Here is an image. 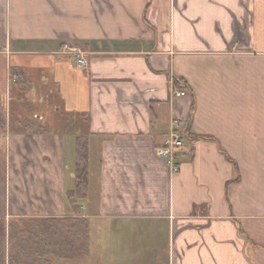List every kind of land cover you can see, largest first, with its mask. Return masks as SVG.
<instances>
[{
	"label": "crops",
	"instance_id": "crops-1",
	"mask_svg": "<svg viewBox=\"0 0 264 264\" xmlns=\"http://www.w3.org/2000/svg\"><path fill=\"white\" fill-rule=\"evenodd\" d=\"M0 80L4 215L159 224L167 264H264V0H0ZM44 87L73 131H25ZM191 116L189 135L214 141L186 140L172 175L155 149ZM82 136L90 192L74 210Z\"/></svg>",
	"mask_w": 264,
	"mask_h": 264
},
{
	"label": "trees",
	"instance_id": "trees-1",
	"mask_svg": "<svg viewBox=\"0 0 264 264\" xmlns=\"http://www.w3.org/2000/svg\"><path fill=\"white\" fill-rule=\"evenodd\" d=\"M12 73L13 76H18V80L13 84L14 87L22 93L29 91L35 93L36 88L26 73L22 71H12ZM175 84L179 89H187V85L180 79H175ZM29 99H32L36 106V99L33 96ZM0 104L2 105V103ZM19 116L24 119L33 118V114H19ZM191 122L192 116L184 130L187 140L191 142L197 140L214 141L213 138L207 136L192 138L189 135ZM6 123V115L0 113V125H3V130H5ZM25 131L45 132L47 129L43 125H37L32 122L28 123ZM89 145L88 137L82 136L77 138L75 182L73 189L67 193V199L74 210H79L81 206L79 202L88 199L90 192ZM220 151L225 155L227 160L234 163L225 152L221 149ZM12 219H14L12 222L17 220V218ZM24 220L21 218L19 223L16 221L9 226V244H12V247L10 246L8 264H50V258L63 261H82L88 256V242H90L92 236L91 221L73 217L37 218L39 221L33 220L28 222ZM39 235L44 238L41 242L38 239ZM0 264H7L4 249H0Z\"/></svg>",
	"mask_w": 264,
	"mask_h": 264
},
{
	"label": "rangeland",
	"instance_id": "rangeland-1",
	"mask_svg": "<svg viewBox=\"0 0 264 264\" xmlns=\"http://www.w3.org/2000/svg\"><path fill=\"white\" fill-rule=\"evenodd\" d=\"M175 81V80H173ZM48 82V81H47ZM7 83V82H6ZM9 84L14 83L11 79ZM49 84V82H48ZM178 91L183 92L186 96L187 91L179 89L174 84ZM47 90H51L46 87ZM44 87L41 90L40 103L36 104L38 112L33 114L34 120H38L40 125L51 126L54 130L60 131V129L66 131H73L72 128L65 126L66 118L61 113H56V110L60 108L59 97L49 96ZM3 86L0 80V92H3ZM7 93V92H6ZM8 94V93H7ZM6 94L7 100L9 99ZM181 96V95H175ZM182 96V97H184ZM1 99V98H0ZM12 99V98H11ZM9 99L11 102L12 100ZM2 100H0V103ZM7 105V103H6ZM0 109L3 106L0 104ZM33 120V119H31ZM61 123L59 126L55 123ZM179 121V120H178ZM181 122V121H180ZM182 123V122H181ZM172 122L170 123L171 127ZM45 126V127H46ZM170 127L165 140L170 133ZM47 128V127H46ZM185 141L187 140L185 133H183ZM164 140V141H165ZM184 141V142H185ZM185 144V143H184ZM184 146V145H183ZM2 142H0V249H4L6 262L8 264L9 250L12 244H9V226L14 222L20 221L21 218H17L16 221L12 222V218L4 215L6 207L5 201V166L3 163L4 155L2 154ZM183 148V147H182ZM182 150V149H181ZM179 150L177 152V160L179 156ZM156 156L163 160L166 164L165 159L157 155V148L155 149ZM176 160L177 166L178 162ZM172 175H177L180 172V167L177 173H173L170 166L167 164ZM3 181V182H2ZM3 184V185H2ZM6 214V213H5ZM24 221H39L37 218H23ZM21 226V224H19ZM18 227V225H16ZM92 236L90 242H88V256L82 261H63L55 258H50V264H167V228L164 225L149 224L145 222H117V221H102L91 224ZM39 242L44 238L39 235ZM30 243V242H29Z\"/></svg>",
	"mask_w": 264,
	"mask_h": 264
},
{
	"label": "built area",
	"instance_id": "built-area-1",
	"mask_svg": "<svg viewBox=\"0 0 264 264\" xmlns=\"http://www.w3.org/2000/svg\"><path fill=\"white\" fill-rule=\"evenodd\" d=\"M69 51L73 52L77 56L76 67L78 69L82 70L87 67L88 60L86 54L82 53L79 50H69ZM172 93L174 96L185 95L183 92L178 91V89L174 84H172ZM185 126L186 125L181 123L180 121L173 120L170 127V133L167 139L164 141L162 145L157 147V155L165 159V161L170 166L173 173H177L179 169L176 163L177 152L181 150L184 145L185 137H183V133L185 130Z\"/></svg>",
	"mask_w": 264,
	"mask_h": 264
}]
</instances>
